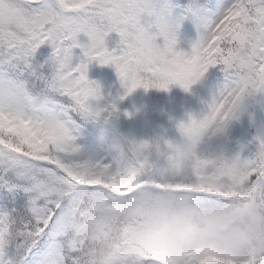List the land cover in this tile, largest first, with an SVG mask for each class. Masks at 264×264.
<instances>
[{
	"label": "snow or ice",
	"instance_id": "1",
	"mask_svg": "<svg viewBox=\"0 0 264 264\" xmlns=\"http://www.w3.org/2000/svg\"><path fill=\"white\" fill-rule=\"evenodd\" d=\"M93 60L125 95L207 99L171 137L73 159L118 115ZM0 264H264V0H0Z\"/></svg>",
	"mask_w": 264,
	"mask_h": 264
},
{
	"label": "rangeland",
	"instance_id": "2",
	"mask_svg": "<svg viewBox=\"0 0 264 264\" xmlns=\"http://www.w3.org/2000/svg\"><path fill=\"white\" fill-rule=\"evenodd\" d=\"M195 36V24L191 21H185L181 28V39H192ZM81 41L87 42V37L82 36ZM41 50L45 52L51 51L48 45L42 46ZM74 51L77 55H80V50ZM87 77L89 80L99 84L101 94L104 97L99 102L93 101V105L100 108L110 106L111 102L114 101V95H116L115 103L117 109L126 110L128 118L124 117L123 129H121V124L117 122V119L121 117L112 118L108 122L109 131L98 139L93 136L82 135V129H80L76 143L80 147L81 152L79 156H74L73 159L91 156L97 160H110L113 155L110 152V141H113L121 133L136 140H151L162 134H167L171 137L175 134L174 123L184 119L188 112H198L202 107L200 100L207 99V94L199 89L198 86L194 91L198 93L199 98L185 92L177 85H170V100L169 105L166 107L168 112L165 113L160 109L162 105L160 107L155 105L159 92L157 89L145 90L140 87L125 95L126 90L121 86L114 66L104 65L99 60H93L88 64ZM120 97H123V99H120ZM100 122L103 121L101 120ZM241 129L247 131L245 138H250L254 133L249 127L246 115L233 122L230 128V137L233 140L239 139ZM232 146L234 145H230V147Z\"/></svg>",
	"mask_w": 264,
	"mask_h": 264
},
{
	"label": "clouds",
	"instance_id": "3",
	"mask_svg": "<svg viewBox=\"0 0 264 264\" xmlns=\"http://www.w3.org/2000/svg\"><path fill=\"white\" fill-rule=\"evenodd\" d=\"M146 83H148V87L144 88L145 90H149V89L161 90V88L156 86V82L154 80L149 79L148 81H146ZM124 137H127V136L121 133L113 141H110V146H112L114 148H119L121 146L122 142H123V138Z\"/></svg>",
	"mask_w": 264,
	"mask_h": 264
},
{
	"label": "trees",
	"instance_id": "4",
	"mask_svg": "<svg viewBox=\"0 0 264 264\" xmlns=\"http://www.w3.org/2000/svg\"><path fill=\"white\" fill-rule=\"evenodd\" d=\"M175 120V119H173ZM123 122V120H122ZM124 123V122H123ZM102 128H109V124L108 123H104V122H97L94 126H92V129H93V133H97L99 131V129ZM167 128V127H166ZM121 129H123V127H121ZM124 132V130H122ZM251 131H255V129L251 128ZM130 138V136H128Z\"/></svg>",
	"mask_w": 264,
	"mask_h": 264
}]
</instances>
